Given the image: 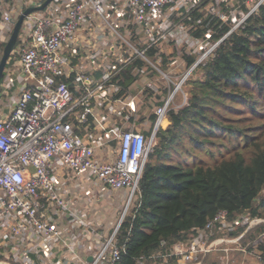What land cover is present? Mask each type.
<instances>
[{
	"label": "built area",
	"instance_id": "2783aa9c",
	"mask_svg": "<svg viewBox=\"0 0 264 264\" xmlns=\"http://www.w3.org/2000/svg\"><path fill=\"white\" fill-rule=\"evenodd\" d=\"M43 1L0 0V45L21 13ZM15 5L19 16L12 21L8 11ZM261 6L264 0H51L26 15L0 82V264H35L34 254L39 264H116L121 249L115 234L141 197L139 179L156 131L167 121L176 92L219 42H210L209 30L194 37L201 19L186 20L195 9L213 15L231 25L224 38ZM181 47L186 69L170 90L166 72ZM185 56L195 61L188 66ZM136 59L143 63L116 96L120 85L113 79ZM151 114L154 122L144 129ZM63 179H79L70 188L88 197L96 187L107 199L127 190L118 225L91 249L89 263L74 248L76 233L84 228L95 234L97 227L70 208ZM227 216L218 211L206 229L242 223ZM211 236L202 230L164 256L201 264L210 252L227 254L231 248L224 243L237 242ZM226 254L220 264H229Z\"/></svg>",
	"mask_w": 264,
	"mask_h": 264
},
{
	"label": "trees",
	"instance_id": "16d2710c",
	"mask_svg": "<svg viewBox=\"0 0 264 264\" xmlns=\"http://www.w3.org/2000/svg\"><path fill=\"white\" fill-rule=\"evenodd\" d=\"M194 37L210 31L216 43L185 82L186 100L167 112L139 179L141 197L122 220L115 240L121 249L116 264L159 262L176 244L188 245L198 233L237 239L238 248L264 264V6L235 30L229 23L195 9L186 23ZM4 43L0 45V57ZM154 50L147 57L154 59ZM190 66L195 56H185ZM136 59L113 80L122 95L133 80ZM2 81V80H1ZM154 122L153 114L149 117ZM148 134V133H146ZM220 210L227 221L261 219L223 227L207 223ZM177 257L170 256L169 264Z\"/></svg>",
	"mask_w": 264,
	"mask_h": 264
},
{
	"label": "crops",
	"instance_id": "0c3cea01",
	"mask_svg": "<svg viewBox=\"0 0 264 264\" xmlns=\"http://www.w3.org/2000/svg\"><path fill=\"white\" fill-rule=\"evenodd\" d=\"M2 79V78H1ZM14 96L16 93L13 94ZM148 116V115H146ZM151 121L149 119L144 120V126L150 127ZM167 125V121H165V124L163 127ZM79 179H72L67 180L63 179L61 185L64 187H67L71 192L68 194L69 198V204L70 208L74 210H80L84 212L83 219L91 221L96 227L95 234H92L88 229L80 228L78 232L76 233L77 242L75 243V249L76 252L82 256L84 259V262H91L88 261V258L91 256V249L97 245L98 243H101L105 238H107L116 228V226L119 223L120 216L125 204V200L127 197V190L121 189L120 191L116 193H110L109 199H107L106 195L107 192L100 191L96 187L95 189H92V195L89 197L87 195H80L79 192L76 190H73L71 187L72 183L74 181H78ZM79 182V181H78ZM84 182L80 183V189L87 193V190L83 187ZM97 191L95 193V191ZM91 193V192H90ZM67 222V219H65V223ZM235 243V242H234ZM176 245H182V244H176ZM231 248L229 252H223L224 255L226 254L227 258L229 259V264H261V262L254 258V260H251L248 256H254L248 254L246 251L242 249H234L230 246H224ZM235 247V245H234ZM239 252H237V251ZM233 251V253H232ZM165 253H157L156 258L159 259V262H154L151 264H169V257L164 256ZM36 254L32 255L31 257L34 259L35 264H39V262L35 258ZM218 254H207L201 259V264H220L221 256L218 257ZM253 258V257H252ZM258 258V257H257ZM10 264H17L13 261ZM59 264H71L67 260H61ZM174 264H186L184 263L179 257H177Z\"/></svg>",
	"mask_w": 264,
	"mask_h": 264
},
{
	"label": "rangeland",
	"instance_id": "374dc122",
	"mask_svg": "<svg viewBox=\"0 0 264 264\" xmlns=\"http://www.w3.org/2000/svg\"><path fill=\"white\" fill-rule=\"evenodd\" d=\"M9 13H11V15H12V21H15L16 19H17V17L19 16V6H17V5H15L14 7H13V9H11L10 11H8ZM8 37H9V34L8 35H6V37H5V40L4 41H7V39H8ZM185 47V46H184ZM184 47H181L180 49H181V52L178 54V55H176V54H173V56H174V58H175V61H176V63H174V65H173V69H172V71H170V72H166L167 73V75H168V80H169V83H170V90H172L173 89V87H174V85L172 84V82L171 81H174V83H177L178 81H179V78L183 75V72L185 71V64H184V62H182V49L184 48ZM194 79H196L197 78V76H192ZM184 86L185 85H182V88H181V90H178L177 92H176V95H175V97H174V106L172 107V108H178L177 106L178 105H180L182 102H183V96H186L185 94L186 93H184ZM166 90H167V92H168V89L167 88H165ZM166 90H165V92H166ZM134 92H135V90H134ZM167 92H166V94H167ZM144 129H147V128H144ZM115 193V192H114ZM250 219L247 217V216H245L244 218H243V221H242V223H245V222H247V221H249ZM234 245H235V247H234ZM224 246H230V247H232V248H234V249H238L239 250V248H238V244L237 243H224L223 245H222V247H224ZM235 251H237V250H235ZM237 252H239V251H237ZM213 253H217L218 254V257L219 256H221V259L223 258V256H224V253L222 252V251H213V252H210L209 254H213ZM232 253H233V251H232ZM218 257H217V261H218ZM251 260H254V258H255V260L256 259H258L257 257H254V256H248ZM253 257V258H252ZM259 260V259H258Z\"/></svg>",
	"mask_w": 264,
	"mask_h": 264
},
{
	"label": "water",
	"instance_id": "95a60500",
	"mask_svg": "<svg viewBox=\"0 0 264 264\" xmlns=\"http://www.w3.org/2000/svg\"><path fill=\"white\" fill-rule=\"evenodd\" d=\"M51 0H44L42 3H40L39 5L36 6H31L26 8L21 15L18 17V19L16 20V22L14 23L12 32L9 36V39L7 40V42L4 44L3 46V51H2V55L0 57V82H1V78L3 75V71L4 68L6 66L7 60L10 56L11 51L13 50L16 40H17V36L20 30V26L22 23L23 18L28 15L29 13L33 12V11H37V10H42ZM88 261H91V258H88Z\"/></svg>",
	"mask_w": 264,
	"mask_h": 264
}]
</instances>
